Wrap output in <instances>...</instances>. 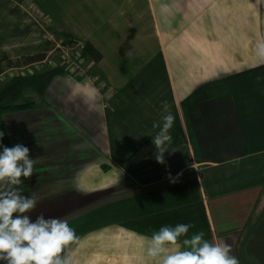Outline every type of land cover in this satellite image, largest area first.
<instances>
[{
	"label": "crops",
	"instance_id": "1",
	"mask_svg": "<svg viewBox=\"0 0 264 264\" xmlns=\"http://www.w3.org/2000/svg\"><path fill=\"white\" fill-rule=\"evenodd\" d=\"M17 1L0 0V51L17 60L46 52L50 33L79 39L117 90L106 105L61 63L0 82L4 105L27 104L2 122L8 147L24 144L37 160L22 177L38 200L31 217L75 229L77 264H154L152 233L189 222V237L202 230L236 246L241 264H264V62L254 51L264 3L40 0L45 25ZM162 100L175 117L164 163L156 148L130 161L159 131Z\"/></svg>",
	"mask_w": 264,
	"mask_h": 264
},
{
	"label": "clouds",
	"instance_id": "2",
	"mask_svg": "<svg viewBox=\"0 0 264 264\" xmlns=\"http://www.w3.org/2000/svg\"><path fill=\"white\" fill-rule=\"evenodd\" d=\"M254 51L264 62V41L257 42ZM161 108L160 121L153 123V128L159 131L152 136V143L156 148L155 159L164 163L175 117L167 100L161 101ZM4 136L5 132L0 130V264H77L67 251L79 240L75 229L66 220L46 218L43 213L31 217L38 200L34 195L24 194L22 177L26 179L33 174L36 158L30 157L24 144L4 145ZM179 175H169V179L175 183ZM193 227L191 222L160 227L147 240V257L154 264H239L238 257L231 255L230 245L210 242L202 230L189 237L187 234Z\"/></svg>",
	"mask_w": 264,
	"mask_h": 264
},
{
	"label": "built area",
	"instance_id": "3",
	"mask_svg": "<svg viewBox=\"0 0 264 264\" xmlns=\"http://www.w3.org/2000/svg\"><path fill=\"white\" fill-rule=\"evenodd\" d=\"M17 1V0H16ZM40 0H23L17 1L19 4L27 8L34 16L43 24H51V19L44 16L39 8ZM49 48L45 52L43 59L27 65L13 66L5 69L0 73V82L7 77L16 74L25 73L38 67H53L61 63L64 68L73 76L83 78L94 85L102 94L105 104L109 105L112 97L117 90L110 86L107 80L99 73L93 72L86 62V46L87 44L79 39H74L66 35L48 36Z\"/></svg>",
	"mask_w": 264,
	"mask_h": 264
},
{
	"label": "trees",
	"instance_id": "4",
	"mask_svg": "<svg viewBox=\"0 0 264 264\" xmlns=\"http://www.w3.org/2000/svg\"><path fill=\"white\" fill-rule=\"evenodd\" d=\"M85 52H86V56L93 58L94 61H99L101 59V53L91 44H87ZM44 56H45V52L37 53L34 55H29V56H23L20 59L12 60L4 52L0 51V73L3 72L5 69L13 67V66H21V65H27L30 63H34L36 61L43 59ZM26 105L27 104L7 106V105H4L2 101L0 100V130L5 132V136L3 137L4 145L8 146V137L4 129L3 122H2V114L5 111H9V110L23 109L26 107ZM154 148L155 146L153 145L152 141H146L130 156L129 160L138 161L140 159H143L151 151H153Z\"/></svg>",
	"mask_w": 264,
	"mask_h": 264
},
{
	"label": "rangeland",
	"instance_id": "5",
	"mask_svg": "<svg viewBox=\"0 0 264 264\" xmlns=\"http://www.w3.org/2000/svg\"><path fill=\"white\" fill-rule=\"evenodd\" d=\"M236 251H237L236 246L231 247V255H234V256L238 257V259H239V264H241V259H240V257H239V254H238Z\"/></svg>",
	"mask_w": 264,
	"mask_h": 264
}]
</instances>
